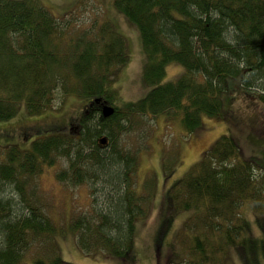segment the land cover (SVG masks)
Here are the masks:
<instances>
[{"label": "trees", "instance_id": "16d2710c", "mask_svg": "<svg viewBox=\"0 0 264 264\" xmlns=\"http://www.w3.org/2000/svg\"><path fill=\"white\" fill-rule=\"evenodd\" d=\"M96 3L56 17L43 0H0V121L22 104L38 115L70 95L95 97L78 136L0 147V264H74L57 243L68 233L86 256L134 262L138 223L151 218L158 190L154 171L140 180L158 115L181 120L187 137L206 117L225 120L222 94L236 77L264 102V0H113L141 33L154 87L123 107L112 83L129 62L127 42ZM171 63L186 71L164 82ZM103 98L114 106L108 116ZM242 152L230 126L164 193L171 214L154 234L159 264H264V162ZM51 174L67 192L87 187L89 205L55 217L41 188Z\"/></svg>", "mask_w": 264, "mask_h": 264}, {"label": "rangeland", "instance_id": "374dc122", "mask_svg": "<svg viewBox=\"0 0 264 264\" xmlns=\"http://www.w3.org/2000/svg\"><path fill=\"white\" fill-rule=\"evenodd\" d=\"M79 1L43 0L45 6L56 17H62L76 8ZM96 1L94 8L114 24L118 33L127 42L129 62L122 69L120 78L112 83L120 94V99L115 104L119 107L127 106L146 97L154 88L144 80L147 59L141 33L137 25L114 6L113 0ZM185 71V68L178 63L169 64L166 68L164 82L178 79ZM227 86L228 89L222 94L226 119L217 120L206 117L204 125L189 137L185 135L181 120H169L163 115H158L155 136L151 142L152 150L143 152L140 173V180L143 183L147 172L154 171L157 175L156 190L157 188L158 190L154 198L151 218L138 223L136 260L133 262L113 257L95 259L86 256L78 248L73 233L57 237L58 247L64 260L74 264H159L154 234L161 222L171 214L170 205L166 210L162 208L164 193L175 180L182 177L192 165L201 160L203 152L223 134L229 132L230 126L234 136L238 139L243 156L263 165L264 102L245 95L247 93L241 88V77L229 79ZM103 99L100 101L102 108L113 106ZM94 100L95 97L70 95L61 106L47 109L38 115L29 114L25 104H22L19 113L14 118L0 121V147L17 145L25 151L31 149L36 139L45 136H78L80 119L93 105ZM166 155L171 157L169 162H173L172 166L176 169L171 175L165 167ZM42 187L45 189V194L54 202L55 217L67 214L73 206L85 208L89 205L87 187L67 192L52 174L42 179ZM187 217L188 213L177 216L175 226L180 227ZM233 264L240 263L234 260Z\"/></svg>", "mask_w": 264, "mask_h": 264}, {"label": "water", "instance_id": "95a60500", "mask_svg": "<svg viewBox=\"0 0 264 264\" xmlns=\"http://www.w3.org/2000/svg\"><path fill=\"white\" fill-rule=\"evenodd\" d=\"M113 110H114V109H113L111 106H110V107L106 106V107L103 108L104 114H105L106 116L112 114ZM101 142H102V144H107V143H108V139L105 137V138H103V139L101 140Z\"/></svg>", "mask_w": 264, "mask_h": 264}]
</instances>
